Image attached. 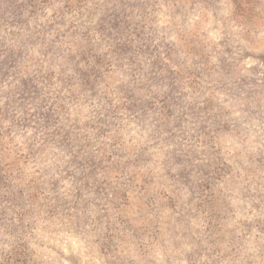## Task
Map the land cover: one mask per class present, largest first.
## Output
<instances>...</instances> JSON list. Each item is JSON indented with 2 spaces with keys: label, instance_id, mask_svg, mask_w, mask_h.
I'll use <instances>...</instances> for the list:
<instances>
[{
  "label": "rangeland",
  "instance_id": "374dc122",
  "mask_svg": "<svg viewBox=\"0 0 264 264\" xmlns=\"http://www.w3.org/2000/svg\"><path fill=\"white\" fill-rule=\"evenodd\" d=\"M0 264H264V0H0Z\"/></svg>",
  "mask_w": 264,
  "mask_h": 264
}]
</instances>
